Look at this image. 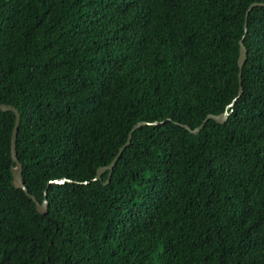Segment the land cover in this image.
I'll return each mask as SVG.
<instances>
[{
  "label": "trees",
  "instance_id": "1",
  "mask_svg": "<svg viewBox=\"0 0 264 264\" xmlns=\"http://www.w3.org/2000/svg\"><path fill=\"white\" fill-rule=\"evenodd\" d=\"M264 0H0V264H264ZM247 60L238 96L239 41ZM229 113L223 124L207 115ZM112 170L108 166L137 123ZM71 182L50 184L54 180ZM86 183V184H83Z\"/></svg>",
  "mask_w": 264,
  "mask_h": 264
},
{
  "label": "water",
  "instance_id": "2",
  "mask_svg": "<svg viewBox=\"0 0 264 264\" xmlns=\"http://www.w3.org/2000/svg\"><path fill=\"white\" fill-rule=\"evenodd\" d=\"M256 7H264V3H252L246 11V16ZM246 31H247V25L245 22V24H244V35L242 36V39L239 41V56H238V61H237V65H238V69H239V73H238V82H239L238 96L236 99L233 100V102L228 106L227 109L232 108L235 101L242 95V92H243V88L241 85V77H242V69H243V67L246 63V60H247V50H246L244 43H243V39H244V36L246 34ZM0 110L2 112L13 113V115L15 117L14 127H13L12 135H11V146H10V156H11V160H12L11 173H12V178H13L12 184H13L14 188L22 190L32 200V202L35 204L36 211L39 214L45 216L48 213V203L46 200V191L44 192L45 199L43 200V202L41 204H39L37 202L35 197L28 194L27 189H26L24 182H23V178H22V166L19 163L17 156H16V137H17L18 127L20 124L19 113L14 107H12L10 105L0 104ZM228 116H229V113L227 111H225L223 114L218 115V116L207 115L206 118L202 121V123L197 128H195L194 130H191L188 126H185V125H182V127L185 130H187L189 133L196 135L203 129L204 125L208 121L212 120V121H215L216 123L223 124L226 121V119L228 118ZM149 125L157 126L158 123L155 122V123L150 124L147 122H141V123L135 124L133 126V128L131 129L125 144L119 149L118 154L114 157V159L111 161V163L108 166L101 167L97 170L96 176L93 179V181H99L101 179L102 174L108 172L109 176H108L107 181L105 182V184H108L112 170L115 167L117 161L120 159L124 150L129 146L133 133L138 128H140L142 126H149ZM67 181L68 180H66V179H62V180H54V181H51L49 183L50 184H63ZM68 182H71V181H68ZM83 184H86V183H83Z\"/></svg>",
  "mask_w": 264,
  "mask_h": 264
}]
</instances>
